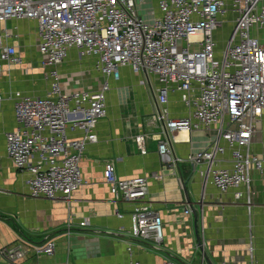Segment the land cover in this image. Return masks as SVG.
I'll return each mask as SVG.
<instances>
[{
	"label": "built area",
	"instance_id": "built-area-1",
	"mask_svg": "<svg viewBox=\"0 0 264 264\" xmlns=\"http://www.w3.org/2000/svg\"><path fill=\"white\" fill-rule=\"evenodd\" d=\"M158 10L146 20L136 0H0V75L6 63H25L24 55L9 42L12 35L1 29L10 19L37 22L41 64L50 67L46 95L13 93L18 125L6 133L7 154L18 169L28 171L32 196L70 200L86 183L81 161L87 145L98 140L96 127L107 114L110 78L119 79L121 68L129 65L160 82L158 87L150 82V88L158 105L155 119L164 134L158 146L161 159L172 160L175 132L217 125V137L208 148L190 154L189 160L206 164L202 176L208 171L222 192L246 185L251 203V172H264V159L252 150L264 115V0H159ZM224 21L233 30L219 57L216 30ZM74 48L97 57L96 67L105 77L100 89L63 91L59 66ZM173 92L181 93L188 116L170 115ZM69 126L82 135L68 137ZM137 141L147 153L145 135L137 136ZM228 150L230 165H218V157ZM104 177L113 199L133 206L131 239L161 245L164 221L148 199L149 178L120 177L112 161L106 163ZM235 197L239 200L243 192H235ZM185 212L190 214L191 209ZM55 250L56 242L50 238L7 245L0 254L6 264H19L29 255L38 259ZM128 251H133L130 243ZM128 264L143 263L132 259ZM162 264L181 263L166 258Z\"/></svg>",
	"mask_w": 264,
	"mask_h": 264
},
{
	"label": "crops",
	"instance_id": "crops-1",
	"mask_svg": "<svg viewBox=\"0 0 264 264\" xmlns=\"http://www.w3.org/2000/svg\"><path fill=\"white\" fill-rule=\"evenodd\" d=\"M159 0H136L139 14L146 20L157 14ZM12 36L9 42L24 55L23 65L6 63L0 75V250L17 243H41L54 239L52 255H29L19 264H128L135 259L143 264H162L172 258L181 264H264V172H251V203L246 185L222 192L213 184L206 164H194L189 155L209 147L219 127L180 131L171 135L170 162L159 153L164 136L155 119L158 105L150 82L158 87L155 75L139 72L127 65L119 79L110 78L107 114L96 127L98 140L89 143L81 168L86 183L70 200L48 199L30 193L28 171L18 169L7 154L6 133L18 125L14 110L15 91L44 96L50 67L41 64L37 22L10 19L1 25ZM97 57L70 50L59 66L63 91L100 89L105 77L96 67ZM173 118L189 115L181 93L169 95ZM254 136L252 150L264 159V115ZM68 137L82 135L67 129ZM145 135L147 153L137 136ZM115 163L120 177L137 175L149 178L148 199L164 221V240L157 246L151 240L131 239L130 203L115 201L104 177L106 163ZM231 152L220 155L217 164L229 166ZM242 191L239 200L235 192ZM191 209L187 214L186 208ZM194 211H197L196 217ZM121 213V216L118 215ZM82 221L88 224L82 225ZM129 243L133 251H128ZM0 264H6L0 254Z\"/></svg>",
	"mask_w": 264,
	"mask_h": 264
},
{
	"label": "rangeland",
	"instance_id": "rangeland-1",
	"mask_svg": "<svg viewBox=\"0 0 264 264\" xmlns=\"http://www.w3.org/2000/svg\"><path fill=\"white\" fill-rule=\"evenodd\" d=\"M232 30H233V25L228 22V21H224L223 24H221L219 26V28L216 30V40H217V43H218V46H217V50H218V56L220 57L223 53V50L225 48V45L232 33ZM260 129L258 128V131ZM263 138H264V133H263ZM261 144L259 145L260 146H264V139L263 141L260 142Z\"/></svg>",
	"mask_w": 264,
	"mask_h": 264
},
{
	"label": "water",
	"instance_id": "water-1",
	"mask_svg": "<svg viewBox=\"0 0 264 264\" xmlns=\"http://www.w3.org/2000/svg\"><path fill=\"white\" fill-rule=\"evenodd\" d=\"M194 213H195V215H196V217H197V215H198L197 211H194Z\"/></svg>",
	"mask_w": 264,
	"mask_h": 264
}]
</instances>
